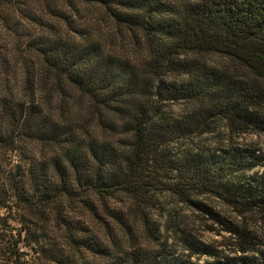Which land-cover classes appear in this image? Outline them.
Instances as JSON below:
<instances>
[{
    "label": "trees",
    "instance_id": "trees-1",
    "mask_svg": "<svg viewBox=\"0 0 264 264\" xmlns=\"http://www.w3.org/2000/svg\"><path fill=\"white\" fill-rule=\"evenodd\" d=\"M218 120L228 143L190 144ZM251 128L264 133V0H0V259L29 264L19 244L55 264L219 257L190 229L183 254L148 227L164 178L229 233V264H264V155L232 137Z\"/></svg>",
    "mask_w": 264,
    "mask_h": 264
},
{
    "label": "rangeland",
    "instance_id": "rangeland-1",
    "mask_svg": "<svg viewBox=\"0 0 264 264\" xmlns=\"http://www.w3.org/2000/svg\"><path fill=\"white\" fill-rule=\"evenodd\" d=\"M210 63H214L219 60L216 55L208 56ZM181 104H177L176 109L181 107ZM217 131L214 134H206L201 137H194L190 140V144L194 145L195 142H206L211 143L218 140V142L228 143L227 139L229 133L223 129L226 125L225 120H218ZM233 141L244 145H249L254 149H258L260 154L264 155V133L258 131L256 128L245 130L241 134L234 132L232 134ZM217 142V143H218ZM255 152V153H258ZM259 171L264 169V160L260 162V166L257 167ZM159 180H152L151 184L147 186L149 199L144 204V213L147 216L150 228L160 225V233L162 240L167 239L169 249L175 250L177 253L186 254L188 246L185 245L184 237L179 228L190 229L194 234V238L203 244H208L213 247L214 250L219 251V257L214 259L210 256H198L194 255L191 260L194 264H229L231 261L227 257H237L238 253L234 251L228 243L230 242V235L228 232L222 230L223 228L219 223L215 222L213 218L208 214H199L197 206L190 204L189 202L181 200V197L177 194L172 193L166 189V183L168 182L164 178ZM195 201L203 200L208 203L216 210L219 211L223 218H230L237 220L235 215L238 213L236 210L231 208L226 201L212 196V194H199L192 196ZM9 229H12L11 234L13 239L16 238L15 230L19 227V223L16 220H9ZM209 225L215 227V231L209 230ZM257 227H261L259 235L264 238V224L256 222ZM262 225V226H261ZM4 230L2 233H7L8 230ZM9 236V233L6 234ZM1 245V244H0ZM224 245V246H223ZM19 247L24 251V255L29 264H55L48 262L43 256L38 253H33V250L19 244ZM78 255V254H77ZM75 257H77L75 255ZM8 257L0 259V264H8Z\"/></svg>",
    "mask_w": 264,
    "mask_h": 264
}]
</instances>
